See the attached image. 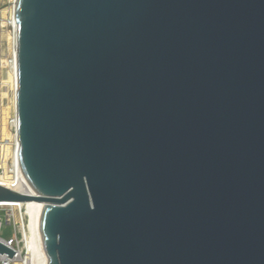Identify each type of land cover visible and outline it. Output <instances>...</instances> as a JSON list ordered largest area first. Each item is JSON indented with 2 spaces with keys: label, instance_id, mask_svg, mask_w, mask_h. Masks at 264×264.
<instances>
[{
  "label": "water",
  "instance_id": "obj_1",
  "mask_svg": "<svg viewBox=\"0 0 264 264\" xmlns=\"http://www.w3.org/2000/svg\"><path fill=\"white\" fill-rule=\"evenodd\" d=\"M14 12L40 264H264V0Z\"/></svg>",
  "mask_w": 264,
  "mask_h": 264
},
{
  "label": "rangeland",
  "instance_id": "obj_2",
  "mask_svg": "<svg viewBox=\"0 0 264 264\" xmlns=\"http://www.w3.org/2000/svg\"><path fill=\"white\" fill-rule=\"evenodd\" d=\"M12 9L13 0H2L0 4V175L5 170L1 162L5 148H8L7 146L9 145L10 152L12 151L14 145L13 137L16 134L15 127L12 124L16 117V109L13 105L14 91L10 79L13 56L9 39L11 30L8 25L11 18L10 14L12 15ZM4 140L7 142H4ZM10 166L11 158L8 159V163L6 164V173H8ZM4 217L5 210L0 209V236L9 237L13 233V228L12 226L6 225Z\"/></svg>",
  "mask_w": 264,
  "mask_h": 264
},
{
  "label": "bare ground",
  "instance_id": "obj_3",
  "mask_svg": "<svg viewBox=\"0 0 264 264\" xmlns=\"http://www.w3.org/2000/svg\"><path fill=\"white\" fill-rule=\"evenodd\" d=\"M16 1L17 0H13L12 15L10 14L11 18H10V22L8 25H9L10 30H11L9 39H10V43L12 46L11 52H12V56H13L10 79H11L12 87H13V91H14V102H13L14 104L13 105L15 106V109L17 110V99H16V92H17V87H18V72H17V58H16V53H17V22H16L15 12H14V7H15ZM12 124L14 127H17V113H16V117L13 120ZM13 138H14V143H13L14 145L12 144L13 145L12 151L10 152V147L8 145L7 146L8 148H5V153H4L3 159L1 160V162L3 163V168H5L4 171H6V168H7L6 164L8 163V159L11 158V165H12L11 168H12V173H13V176H12L13 179H12V182H10L9 178L11 176L9 175V173L4 172L3 174L0 175V184L6 185L10 188H13V189L18 190V191L23 192V193H29V192H31V189L29 188V186H27L25 184L23 179L18 177V180H16L14 178L15 173L19 169V157H18V159L16 157L17 140L15 139V137H13ZM18 175H19V173H18ZM42 204H44V203L39 202V201H35V200L26 201V202L0 203V207H4V206L5 207L6 206L12 207L16 221H21L22 217L24 218V220H25L24 224L28 227L29 232H30V233H28L27 238L29 241L30 249L32 250V257H33L34 262H38V263L40 262V251H39L38 243L36 240V230H37V221H38V216H39V212H40V207ZM16 205H19V206H16ZM28 229H27V232H28Z\"/></svg>",
  "mask_w": 264,
  "mask_h": 264
},
{
  "label": "built area",
  "instance_id": "obj_4",
  "mask_svg": "<svg viewBox=\"0 0 264 264\" xmlns=\"http://www.w3.org/2000/svg\"><path fill=\"white\" fill-rule=\"evenodd\" d=\"M15 130H16L15 139L17 140L16 157L18 159L19 140L17 137V127H15ZM4 142H7V141L4 140ZM11 167L12 165L8 169V173L11 176L9 178L10 182H12V179H13L12 178L13 173H12ZM4 172H2L1 174H3ZM18 177L22 179L19 169L15 173L14 178L18 180ZM16 206H19V205H16ZM0 209L5 210L4 221L6 225L12 226L13 228V233L9 237L0 236V242H2L4 245H6L7 247H9L10 249L14 251L13 256H10L7 252L5 253L0 252V264H40V262L39 263L34 262L33 260L32 250L30 249L29 241L27 238L28 233L30 232H29L28 227L24 224V221H25L24 218L22 217L21 221H16L12 207L4 206V207H0ZM27 229H28V232H27Z\"/></svg>",
  "mask_w": 264,
  "mask_h": 264
},
{
  "label": "crops",
  "instance_id": "obj_5",
  "mask_svg": "<svg viewBox=\"0 0 264 264\" xmlns=\"http://www.w3.org/2000/svg\"><path fill=\"white\" fill-rule=\"evenodd\" d=\"M2 0H0V4H1Z\"/></svg>",
  "mask_w": 264,
  "mask_h": 264
}]
</instances>
